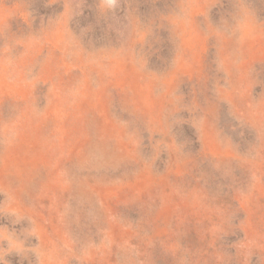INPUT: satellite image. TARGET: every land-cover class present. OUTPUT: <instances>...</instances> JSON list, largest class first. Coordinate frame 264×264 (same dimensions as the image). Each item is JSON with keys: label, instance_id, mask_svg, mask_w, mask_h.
<instances>
[{"label": "rangeland", "instance_id": "obj_1", "mask_svg": "<svg viewBox=\"0 0 264 264\" xmlns=\"http://www.w3.org/2000/svg\"><path fill=\"white\" fill-rule=\"evenodd\" d=\"M0 264H264V0H0Z\"/></svg>", "mask_w": 264, "mask_h": 264}]
</instances>
